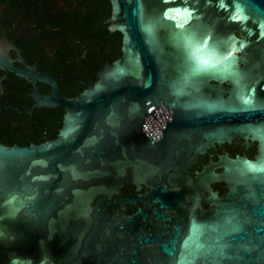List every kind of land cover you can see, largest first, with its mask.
I'll return each instance as SVG.
<instances>
[{
	"label": "water",
	"instance_id": "obj_1",
	"mask_svg": "<svg viewBox=\"0 0 264 264\" xmlns=\"http://www.w3.org/2000/svg\"><path fill=\"white\" fill-rule=\"evenodd\" d=\"M109 1L103 27L121 34V56L74 99L58 96L54 77L16 70L0 41V70L52 86L32 94L34 107L65 110L53 140L0 143V264H264V0ZM249 136L261 155L228 162L230 189L211 213L165 217L185 198L165 182L215 144ZM129 182L151 190L116 202L144 203L126 221L134 232L150 215L173 225L146 228L130 258H114L127 228L108 227L102 206Z\"/></svg>",
	"mask_w": 264,
	"mask_h": 264
},
{
	"label": "flooded vegetation",
	"instance_id": "obj_2",
	"mask_svg": "<svg viewBox=\"0 0 264 264\" xmlns=\"http://www.w3.org/2000/svg\"><path fill=\"white\" fill-rule=\"evenodd\" d=\"M110 12L109 0H0V41L5 42L16 70L34 69L50 75L55 79L58 96L74 99L86 90L85 84L97 80L99 69L108 63L107 57L112 52L118 50L121 54V34L103 27ZM234 35L239 39L243 37L240 31ZM245 61L250 58L240 61L239 69L245 68ZM0 79V143L25 147L53 140L62 126L65 110L63 107L35 108L32 97L34 92L37 96L50 94L52 86L32 83L30 79L2 70ZM221 86L224 91L230 88L226 83ZM259 97L264 99V92ZM261 146L253 136L235 137L197 155L192 165L180 176L173 177L171 185L165 182L166 190L179 191L185 197L177 210L164 212L165 217L175 221L183 216L187 220L211 213L216 208L215 203L230 189L225 175L228 162L244 158L253 162L260 157ZM150 192L146 185L129 182L121 186L117 194L109 196V203L102 206L112 216L108 227L127 228L115 233L122 245H116L114 258H130V248L137 246L136 237L146 228L162 231L172 227L173 223L160 224L151 215L147 224L139 222L136 232L127 224V219H137V210H146V207L140 201L135 204L116 202L131 196L144 198ZM107 244L105 240L95 247L94 262ZM140 256L146 263L153 255L144 247Z\"/></svg>",
	"mask_w": 264,
	"mask_h": 264
},
{
	"label": "trees",
	"instance_id": "obj_3",
	"mask_svg": "<svg viewBox=\"0 0 264 264\" xmlns=\"http://www.w3.org/2000/svg\"><path fill=\"white\" fill-rule=\"evenodd\" d=\"M120 56H121L120 51L117 50V53H113V52H112V54H110V55L107 57V62H108V63H112L113 61L119 59Z\"/></svg>",
	"mask_w": 264,
	"mask_h": 264
}]
</instances>
